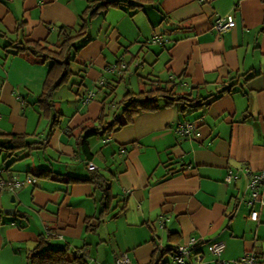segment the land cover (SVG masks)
<instances>
[{
	"label": "crops",
	"instance_id": "0c3cea01",
	"mask_svg": "<svg viewBox=\"0 0 264 264\" xmlns=\"http://www.w3.org/2000/svg\"><path fill=\"white\" fill-rule=\"evenodd\" d=\"M93 1L0 0V132L36 141L0 166V179L36 178L0 188V264H28L40 239L51 247L86 245L88 264H117L123 252L131 264H172L169 248L192 237L201 264H233L247 253L264 264V204L251 203L248 188L249 171L264 168V0L101 7L72 49L73 74L53 93L57 113L49 115L39 97L51 62L15 45L58 42L61 27L79 28ZM229 14L233 27L215 29ZM151 78L210 97L184 113L161 99L158 110L89 136L87 156L78 145L83 128L123 120L120 100L150 87ZM186 121L195 124L189 135L178 130ZM91 164L108 179L116 208L95 231L86 218L99 213L101 192L92 181H68L90 176ZM42 169L54 173L39 176ZM228 171L236 174L230 183ZM219 239L226 246L217 257L209 244ZM73 258L71 250L68 264H79Z\"/></svg>",
	"mask_w": 264,
	"mask_h": 264
},
{
	"label": "trees",
	"instance_id": "16d2710c",
	"mask_svg": "<svg viewBox=\"0 0 264 264\" xmlns=\"http://www.w3.org/2000/svg\"><path fill=\"white\" fill-rule=\"evenodd\" d=\"M128 5L130 7L143 6L142 0H94L88 5L86 10L80 16V24L78 27H64L60 29V40L56 43H48L42 40H31L27 42H19L15 45L18 52L29 51L45 61H50L49 72L45 78L43 88L39 97L40 107L46 113L51 110L57 113L55 103L52 100L55 90L65 83L73 74L71 62L73 59L72 49L76 45L87 38L89 26L92 17L99 11L101 7L109 5ZM150 87L145 86L144 89L133 91L128 90L124 97L120 100L121 111L123 120L119 116H115L111 123H106L103 127H84L83 133L79 137L78 145L89 156L90 145L88 137L97 134L102 128L107 131L110 127L125 126L132 123L135 117L140 112L156 111L161 108L160 100H164L167 105L177 104L179 111L184 113L187 110H196L198 107L203 106L210 96H193L189 92H179L176 90L177 84L172 80L163 82L158 78L150 79ZM226 88L221 89L224 92ZM102 119V117H100ZM54 125L58 121V116L53 118ZM36 141L32 140L30 135L20 133L0 132V151L6 153V156H15L19 158L20 152L26 148L35 145ZM94 169V168H92ZM88 177L68 176V181L89 180L96 184V188L101 192L99 203L101 208L99 213L94 216L86 218L87 229L89 231L97 230L98 226L104 221V218L111 214L116 208H112L114 195L112 193L108 179L99 171L91 170ZM54 171L52 169H42L39 176L51 177ZM112 216H116L121 210L126 207V199ZM74 250V258L72 261L79 264H88L86 245L82 247L72 248L70 245L65 244L60 247L47 246L46 239H40L38 245L30 252L28 256V264H68V254ZM172 251V247L169 248Z\"/></svg>",
	"mask_w": 264,
	"mask_h": 264
},
{
	"label": "built area",
	"instance_id": "2783aa9c",
	"mask_svg": "<svg viewBox=\"0 0 264 264\" xmlns=\"http://www.w3.org/2000/svg\"><path fill=\"white\" fill-rule=\"evenodd\" d=\"M235 24V18L232 14L227 16L219 17L213 26L218 31H224L230 29ZM94 92H91L84 98V103H87L90 98H92ZM195 128V124L193 121H186L184 124L179 126L178 130L183 135H189L191 130ZM95 165H89V168H94ZM250 177L248 180V188L250 190V202L255 203L256 201L264 204V168L259 171H249ZM236 174L232 171H228L225 175V181L232 182ZM24 182L34 183L36 182V178L32 175H28L26 179L20 180L15 179L13 181H6L5 179H0V188H8L10 190H14L16 187L20 186ZM167 217H164L161 220V225L163 226ZM198 239L192 237L188 242L178 244L172 248V264H201L203 261V253L197 249ZM225 242L223 240L212 241L209 244V248L212 253H214L217 257H219L224 249ZM117 264H131L130 257L126 252H123L118 255L116 259ZM233 264H257V260L252 254H245L238 259H234L231 261Z\"/></svg>",
	"mask_w": 264,
	"mask_h": 264
},
{
	"label": "rangeland",
	"instance_id": "374dc122",
	"mask_svg": "<svg viewBox=\"0 0 264 264\" xmlns=\"http://www.w3.org/2000/svg\"><path fill=\"white\" fill-rule=\"evenodd\" d=\"M23 154H25V153H23ZM22 156V155H21ZM15 160H17L16 158H15V156H9V157H7L6 156V153H2L1 151H0V166H1V164L4 162V161H6V164H10V163H12V164H14V161ZM21 160H18V161H16V163L15 164H17L18 162H20ZM11 165V164H10ZM17 166H21L22 168H23V165L22 164H19V165H17ZM15 168V167H14ZM19 170H23V169H20V168H18Z\"/></svg>",
	"mask_w": 264,
	"mask_h": 264
},
{
	"label": "water",
	"instance_id": "95a60500",
	"mask_svg": "<svg viewBox=\"0 0 264 264\" xmlns=\"http://www.w3.org/2000/svg\"><path fill=\"white\" fill-rule=\"evenodd\" d=\"M12 200H15L14 195L12 196ZM4 211H5V213L12 214L14 212V208L13 207H7L4 209Z\"/></svg>",
	"mask_w": 264,
	"mask_h": 264
}]
</instances>
